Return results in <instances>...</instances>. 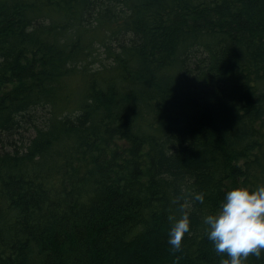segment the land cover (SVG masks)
Instances as JSON below:
<instances>
[{
    "label": "trees",
    "instance_id": "1",
    "mask_svg": "<svg viewBox=\"0 0 264 264\" xmlns=\"http://www.w3.org/2000/svg\"><path fill=\"white\" fill-rule=\"evenodd\" d=\"M261 184L264 0H0V264H223Z\"/></svg>",
    "mask_w": 264,
    "mask_h": 264
},
{
    "label": "clouds",
    "instance_id": "2",
    "mask_svg": "<svg viewBox=\"0 0 264 264\" xmlns=\"http://www.w3.org/2000/svg\"><path fill=\"white\" fill-rule=\"evenodd\" d=\"M194 199L203 203L204 193ZM207 238L217 254L227 255L223 264H244L250 255L264 253V184L257 187H236L226 192L218 211L204 216ZM190 231L187 213L171 225L168 244L179 250L186 233Z\"/></svg>",
    "mask_w": 264,
    "mask_h": 264
}]
</instances>
